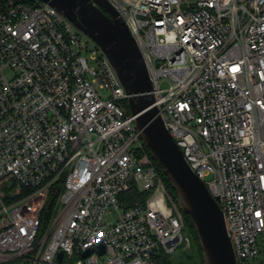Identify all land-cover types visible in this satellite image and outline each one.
Here are the masks:
<instances>
[{
    "label": "built area",
    "instance_id": "built-area-1",
    "mask_svg": "<svg viewBox=\"0 0 264 264\" xmlns=\"http://www.w3.org/2000/svg\"><path fill=\"white\" fill-rule=\"evenodd\" d=\"M105 2L143 59L165 131L216 199L234 264L263 263L264 0ZM125 100L64 16L0 0V264H158L188 248ZM128 191L150 194L124 205Z\"/></svg>",
    "mask_w": 264,
    "mask_h": 264
},
{
    "label": "water",
    "instance_id": "water-1",
    "mask_svg": "<svg viewBox=\"0 0 264 264\" xmlns=\"http://www.w3.org/2000/svg\"><path fill=\"white\" fill-rule=\"evenodd\" d=\"M64 16L89 37L113 69L126 96L128 115L150 158L174 192L180 212L187 217L200 250L202 264H234L223 218L205 186L190 170L153 106L143 59L125 25L105 0H36ZM97 253H103L97 246ZM91 250L85 251V258ZM61 252L56 255L59 262Z\"/></svg>",
    "mask_w": 264,
    "mask_h": 264
},
{
    "label": "trees",
    "instance_id": "trees-1",
    "mask_svg": "<svg viewBox=\"0 0 264 264\" xmlns=\"http://www.w3.org/2000/svg\"><path fill=\"white\" fill-rule=\"evenodd\" d=\"M123 108H124L125 112L128 114L125 103H123ZM162 181H163V185H164L165 189L167 190L168 194L171 196V198L173 200H175L174 192L171 190V188L169 187V185H168L167 181L164 179V177H162ZM145 195H147V193H136L134 191H128L127 193L122 194L120 196V200L123 202L124 205H129L136 200H141V198L145 197ZM50 211H51V206L48 207L47 214L44 215V217H43L44 223L46 222ZM182 218H183V222H184V230L186 231V234L188 235L187 238L189 240V246H191V244H192V260H193V263L194 264H202L201 256H200V250H199V247H198V244L196 241V237H195V233L193 231V228H192L189 220L187 219V217H185L183 214H182ZM168 258H169V255H159L157 257V263L158 264H171V262L168 260ZM256 264H264V262L262 263L261 258H258Z\"/></svg>",
    "mask_w": 264,
    "mask_h": 264
},
{
    "label": "rangeland",
    "instance_id": "rangeland-1",
    "mask_svg": "<svg viewBox=\"0 0 264 264\" xmlns=\"http://www.w3.org/2000/svg\"><path fill=\"white\" fill-rule=\"evenodd\" d=\"M161 87L163 88L164 85L162 84ZM146 193H147V195H145V197H142L140 201H142L144 198L149 196L150 192H146ZM174 202L176 203V199L174 200ZM182 233L184 236L188 237L185 230H183ZM263 236L264 235H259V237H257V242H259L261 237H263ZM259 246H260V244H259ZM168 260L171 262V264H194L193 260H192V244H191V246H188V248H183L182 245H179L175 249V251L169 255ZM62 264H71V262L70 261L67 262L66 260H64V262Z\"/></svg>",
    "mask_w": 264,
    "mask_h": 264
}]
</instances>
